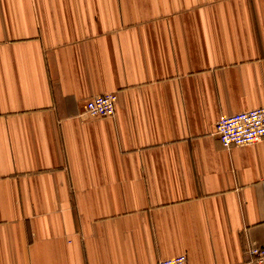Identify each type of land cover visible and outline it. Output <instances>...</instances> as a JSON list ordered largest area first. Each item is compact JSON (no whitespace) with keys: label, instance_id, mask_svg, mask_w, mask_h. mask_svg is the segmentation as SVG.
Here are the masks:
<instances>
[{"label":"crops","instance_id":"1","mask_svg":"<svg viewBox=\"0 0 264 264\" xmlns=\"http://www.w3.org/2000/svg\"><path fill=\"white\" fill-rule=\"evenodd\" d=\"M262 105L264 0H0V264H250Z\"/></svg>","mask_w":264,"mask_h":264},{"label":"built area","instance_id":"2","mask_svg":"<svg viewBox=\"0 0 264 264\" xmlns=\"http://www.w3.org/2000/svg\"><path fill=\"white\" fill-rule=\"evenodd\" d=\"M116 97L114 92L92 95L85 101L82 113L94 117L112 116ZM214 132L224 147L245 145L264 138V105L220 115ZM249 251L253 254L250 264H264V244L250 247ZM155 264H187V258L184 253H179L159 259Z\"/></svg>","mask_w":264,"mask_h":264}]
</instances>
